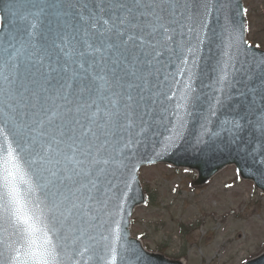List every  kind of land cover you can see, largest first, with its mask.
<instances>
[{
    "label": "snow or ice",
    "instance_id": "1",
    "mask_svg": "<svg viewBox=\"0 0 264 264\" xmlns=\"http://www.w3.org/2000/svg\"><path fill=\"white\" fill-rule=\"evenodd\" d=\"M202 7L201 0H0L11 17L7 28L0 20V94L22 105L0 107V264H80L91 202L111 182L101 165L115 157L104 154L124 133L134 142L130 113L144 123L136 81ZM24 60L26 75L10 79ZM249 79L251 100L222 131L262 166L264 179V69ZM121 231L116 221L101 237L110 264Z\"/></svg>",
    "mask_w": 264,
    "mask_h": 264
},
{
    "label": "water",
    "instance_id": "2",
    "mask_svg": "<svg viewBox=\"0 0 264 264\" xmlns=\"http://www.w3.org/2000/svg\"><path fill=\"white\" fill-rule=\"evenodd\" d=\"M201 3L206 7L185 22L183 36L177 34L169 42L172 50L152 59L143 70L144 79L136 81L144 98L137 112L146 113L144 123L141 125L138 116L130 113L128 123L134 133H139L134 135V142L127 144L129 136L124 133L120 142L104 154L105 159L109 155L115 157L108 165H101L111 182L101 184L100 192L95 193L99 202H91L95 219L80 242L89 247L80 264H110L112 253L104 247L106 241L101 237L109 235L116 221L122 230L123 247L117 245L115 264H137L135 256L140 252L149 258L145 264H176L146 252L141 241L131 238V216L147 201L139 180L142 166L163 163L196 171L192 187L201 188L226 167L235 165L241 179L253 181L264 193V179L258 171L262 166L253 165L250 159L246 161L222 131L224 122L237 118L251 100L246 85L255 82L250 76L264 69V51L247 44L242 0ZM0 15L7 28L11 17L6 18L2 12ZM28 63H20L10 79L21 80ZM44 63L47 65L48 60ZM5 104L22 107L18 98L0 94V107ZM247 132L246 128L241 135L246 136ZM247 264H264V254Z\"/></svg>",
    "mask_w": 264,
    "mask_h": 264
},
{
    "label": "rangeland",
    "instance_id": "3",
    "mask_svg": "<svg viewBox=\"0 0 264 264\" xmlns=\"http://www.w3.org/2000/svg\"><path fill=\"white\" fill-rule=\"evenodd\" d=\"M249 41L264 49V0H244ZM195 175L158 165L141 169L151 202L132 219V234L153 252L187 264H245L264 252V194L234 167L204 189Z\"/></svg>",
    "mask_w": 264,
    "mask_h": 264
}]
</instances>
